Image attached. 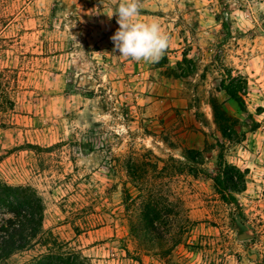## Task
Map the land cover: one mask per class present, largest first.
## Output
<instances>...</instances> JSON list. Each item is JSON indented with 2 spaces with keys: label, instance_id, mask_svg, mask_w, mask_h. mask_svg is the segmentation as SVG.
<instances>
[{
  "label": "rangeland",
  "instance_id": "374dc122",
  "mask_svg": "<svg viewBox=\"0 0 264 264\" xmlns=\"http://www.w3.org/2000/svg\"><path fill=\"white\" fill-rule=\"evenodd\" d=\"M123 2L0 0V183L35 188L41 241L91 264H264V0H141L171 41L155 63L114 50ZM227 70L247 80L244 104L217 91ZM212 97L245 134L224 141L246 178L235 201L211 178Z\"/></svg>",
  "mask_w": 264,
  "mask_h": 264
},
{
  "label": "trees",
  "instance_id": "16d2710c",
  "mask_svg": "<svg viewBox=\"0 0 264 264\" xmlns=\"http://www.w3.org/2000/svg\"><path fill=\"white\" fill-rule=\"evenodd\" d=\"M224 72L217 91H224L236 103L244 104L247 80L240 74L233 76L228 70ZM209 105L212 108L213 122L219 132L216 136L219 149L217 170L211 178L222 200L235 201L234 193L245 190L246 178L240 168L226 161L224 141H241L245 134L237 129L238 120L230 114L222 102L212 97ZM257 127L258 123L253 119L251 130ZM182 154L189 161L195 162L194 152ZM44 212L43 199L32 186L0 183V262L7 261L18 252L42 245L46 247V252L26 264H91L88 257L80 251L69 249L67 243H61L55 238L52 243L41 241ZM156 216V206L146 203L142 217L148 224L147 229L152 233L157 230L154 224Z\"/></svg>",
  "mask_w": 264,
  "mask_h": 264
},
{
  "label": "clouds",
  "instance_id": "9594fccd",
  "mask_svg": "<svg viewBox=\"0 0 264 264\" xmlns=\"http://www.w3.org/2000/svg\"><path fill=\"white\" fill-rule=\"evenodd\" d=\"M141 0H125L114 13L118 30L111 37L119 56L137 62H158L170 46V37L156 20L143 21Z\"/></svg>",
  "mask_w": 264,
  "mask_h": 264
},
{
  "label": "water",
  "instance_id": "95a60500",
  "mask_svg": "<svg viewBox=\"0 0 264 264\" xmlns=\"http://www.w3.org/2000/svg\"><path fill=\"white\" fill-rule=\"evenodd\" d=\"M247 253H248V255H249L250 257H252L253 259H256V258H257V255H256V254H250L249 251H248Z\"/></svg>",
  "mask_w": 264,
  "mask_h": 264
}]
</instances>
